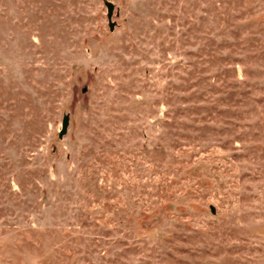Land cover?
I'll list each match as a JSON object with an SVG mask.
<instances>
[{"label":"rangeland","instance_id":"1","mask_svg":"<svg viewBox=\"0 0 264 264\" xmlns=\"http://www.w3.org/2000/svg\"><path fill=\"white\" fill-rule=\"evenodd\" d=\"M0 264H264V0H0Z\"/></svg>","mask_w":264,"mask_h":264},{"label":"water","instance_id":"2","mask_svg":"<svg viewBox=\"0 0 264 264\" xmlns=\"http://www.w3.org/2000/svg\"><path fill=\"white\" fill-rule=\"evenodd\" d=\"M106 6H107V17L109 20V26H110V28H113L114 24L111 21V16H112V12H113V3L111 1H106ZM66 128H67V117H64L63 123H62V128L59 132L60 136L66 132Z\"/></svg>","mask_w":264,"mask_h":264}]
</instances>
